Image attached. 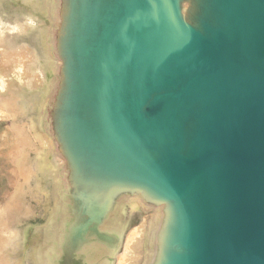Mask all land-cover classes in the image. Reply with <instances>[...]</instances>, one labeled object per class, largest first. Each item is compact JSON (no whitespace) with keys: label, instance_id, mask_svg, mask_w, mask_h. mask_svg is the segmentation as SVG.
Wrapping results in <instances>:
<instances>
[{"label":"water","instance_id":"95a60500","mask_svg":"<svg viewBox=\"0 0 264 264\" xmlns=\"http://www.w3.org/2000/svg\"><path fill=\"white\" fill-rule=\"evenodd\" d=\"M47 1L33 264H264V0Z\"/></svg>","mask_w":264,"mask_h":264},{"label":"rangeland","instance_id":"374dc122","mask_svg":"<svg viewBox=\"0 0 264 264\" xmlns=\"http://www.w3.org/2000/svg\"><path fill=\"white\" fill-rule=\"evenodd\" d=\"M49 11L50 6L47 0H0L1 20L20 24L24 23L25 18L31 16V18L36 21V23L34 22L33 26L25 27L27 30H20L16 33L6 31V36L10 44L19 45V43H25L27 45H25L26 48H28L27 50L30 52L33 51V56H35L34 59H37L33 60L32 62L33 66H36L34 68V70L36 69L35 72H38L37 68L42 67L44 68L45 72L48 73L47 75H50L49 65L53 63L49 57L50 55L47 45V40L50 38V28L47 26L48 17L50 14ZM31 87H28L25 84H18L15 89L10 90V92L7 93L9 96L13 95L15 97L14 101H16V103L18 101V106L25 105V113L18 114L17 118L15 119L17 124H24L26 126L31 117L34 121H36V116L39 111L38 106L41 104L44 96L47 93V89L43 83L38 82L37 85ZM6 96L7 95L1 96L0 99H4ZM13 122L14 121H12L10 118L2 116L0 113V142L5 143V145L2 146L3 152L0 153V164H3L10 172L12 169L11 161L14 157V144H11L12 137L10 134L12 127H14ZM32 134L33 133H31V135ZM8 142L10 143L8 144ZM46 151L47 150L45 147L42 148V156H48L49 153ZM28 158L29 163L27 164V167L32 169L33 161L36 158L35 153L29 152ZM51 161L54 160L52 159ZM40 165L41 164L39 162L37 168L34 167L29 182H23V188L25 190L24 194L19 193L17 198L12 201L13 206L10 207L9 218L6 222L7 226L16 230L18 235L13 240V242H11L9 246H6L4 251L0 253V264H33V260L29 257V254L32 250L30 241L34 239L32 237L34 235L35 229H37L35 227L39 226L40 223L44 222L48 218V211L52 205L51 200L53 181L52 179H48L49 171L47 169L45 170L44 167L41 168ZM13 179L14 176L12 173H10L9 180L6 182L5 188L3 190L4 192L8 193L12 191ZM22 181L24 180L21 179L20 182L22 183ZM26 207L29 210H26ZM144 214L146 213L135 211L131 214L128 213L126 218L129 219L130 224L133 223L134 220H138V218Z\"/></svg>","mask_w":264,"mask_h":264},{"label":"bare ground","instance_id":"6f19581e","mask_svg":"<svg viewBox=\"0 0 264 264\" xmlns=\"http://www.w3.org/2000/svg\"><path fill=\"white\" fill-rule=\"evenodd\" d=\"M32 24L33 22L30 17L25 18L24 23L20 24L10 23L0 19V97L7 95L6 98L0 99V113L2 116L10 118L12 121H14V127H12V130L10 131L12 137L11 144H14V157L11 161V172L8 171L3 164H0V253L3 252L5 247L9 246V244L13 242V240L18 235L17 231L13 228H9L6 222L9 218L10 207L13 206L12 201L17 198L19 193L24 194L25 190L23 188V182H29L34 167L37 168L39 162L41 164V168L47 165V163L44 162L43 156L41 154V150L45 147V143L36 131L35 121L31 117L26 126L24 124H17L15 119L17 118L18 114L25 113V105L18 106V101L17 103L14 101L15 97L13 95L9 96L7 94L10 92V90L15 89L18 84H25L28 87L38 84V74L35 72L36 69L34 70L36 66L34 67L32 63L33 60H37L34 59V52L32 51V53L28 51V48H26L27 45L25 43H19V45L10 44L6 36V31L16 33L20 30L26 29L25 27L27 26H32ZM31 133L33 134L31 135ZM9 143L10 142H8V144ZM4 145L5 143L0 142V153L3 152L2 146ZM29 152H34L36 155V158L33 161L32 169L27 167V164L29 163ZM10 173H12L14 176V179L12 180L13 189L11 192L6 193L3 190L5 188L6 182L9 180ZM21 179L24 180L22 183L20 182ZM131 206L132 208L135 206L134 202L131 203ZM26 210L29 209L26 207ZM149 228L150 222L149 218L146 216L126 233L122 250L116 256L115 264H141V261L144 257L143 245Z\"/></svg>","mask_w":264,"mask_h":264}]
</instances>
